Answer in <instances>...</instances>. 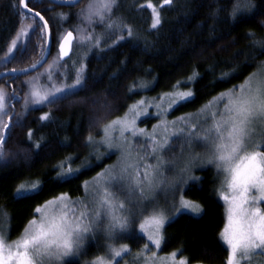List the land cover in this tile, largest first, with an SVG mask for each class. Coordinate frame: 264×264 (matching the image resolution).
I'll use <instances>...</instances> for the list:
<instances>
[{
	"label": "trees",
	"instance_id": "16d2710c",
	"mask_svg": "<svg viewBox=\"0 0 264 264\" xmlns=\"http://www.w3.org/2000/svg\"><path fill=\"white\" fill-rule=\"evenodd\" d=\"M85 1L60 6L49 0H27V7L39 12L49 25L50 54L36 71L0 80V89L7 97L0 122L10 125L5 130L4 155L0 158V230L8 242L22 234L34 209L45 201L62 193L70 198L83 196L84 183L115 159V153L101 157L91 154L90 142L130 105L143 97L191 90L193 97L173 106L167 117L190 115L219 94L239 86L264 63L262 49L248 35L253 32L255 39H264V0H252L253 12L240 14L236 22L228 15L234 0H172L169 5L163 0H116L111 20L121 27L107 29L108 20L85 24L86 30L102 35V43L88 51L86 60L78 61V69L83 65L84 83L63 93L65 98L58 94L54 103L26 107L25 97L30 94L26 78L59 59L58 42L66 30H78L79 23L74 21L87 6L83 5ZM149 3L160 13L161 24L156 28L151 27ZM64 13L69 17L61 27ZM123 25L131 28V37ZM22 28L28 31L10 53ZM119 36L124 39L114 44ZM44 48L40 20L24 12L19 0H0V72L32 65L42 57ZM75 52L73 48L65 61L76 58ZM193 74L196 78L189 82ZM74 81L67 79L69 85ZM44 113L49 119L42 121ZM157 119L148 115L138 121V126L150 129ZM37 142L39 148L35 147ZM68 167L81 171L62 182L58 173ZM33 183L40 185L36 192L14 198L21 185ZM221 187V175L212 166L195 169L194 178L179 191L183 198L198 203L201 211H181L165 222L161 254L179 250L177 257L186 258L188 264H225L228 252L220 235L225 223ZM136 224L132 228L136 237L124 242L131 252L146 243L137 233ZM103 252L90 248L73 264H86Z\"/></svg>",
	"mask_w": 264,
	"mask_h": 264
},
{
	"label": "snow or ice",
	"instance_id": "6c2138e0",
	"mask_svg": "<svg viewBox=\"0 0 264 264\" xmlns=\"http://www.w3.org/2000/svg\"><path fill=\"white\" fill-rule=\"evenodd\" d=\"M78 0H66L68 6H72ZM23 7H27L25 0H19ZM172 0H163L164 5H169ZM116 0H90L89 4L81 9L80 16L87 25L95 22L106 24L107 29L121 27L120 24L111 20L113 8ZM148 7L152 9V28L161 24L159 11L151 4ZM255 5L252 0H234L231 3V9L228 11L229 17L236 22L240 14H251ZM222 11L226 9H221ZM29 12L32 9H28ZM41 20L44 17L39 12L35 13ZM61 18H66L61 14ZM264 26V25H261ZM128 36L133 35L132 30L127 25ZM48 28L45 21L44 29ZM20 34L23 33V29ZM17 39L19 38V35ZM26 35V34H25ZM78 35L81 42H93L94 47L99 48L102 43V35L89 33L85 28H78ZM252 37V43L262 49L264 54V39H255V33L249 32ZM124 39L119 36L113 43H118ZM74 35L68 31L62 36L59 43V58L63 59L69 54L73 44ZM17 41L14 40L9 52L16 47ZM39 61L31 65L35 68ZM55 63V62H54ZM52 65H49V73ZM24 71H27L25 69ZM51 78V76H49ZM196 74L189 77V82L194 81ZM223 79V78H222ZM84 83L83 65L77 69L75 81L71 85L61 87L53 86V89H43L32 84L30 97L32 104L54 103L58 94L60 98L63 93L71 89L80 87ZM75 94V93H71ZM193 91L175 93L172 104L178 101L187 102L193 97ZM7 97L0 89V113L6 108ZM215 103L209 104L201 115L207 119L210 115L211 124L202 130L201 139L206 143L209 149L207 163H215L218 171L224 173V182L219 195L228 205L226 223L221 232V239L227 246V258L225 264H245L250 261L257 250L264 251V208L261 202H264V63L258 66L256 72L252 73L242 85L233 86L221 93L219 97L214 98ZM29 103L28 96L25 97V106ZM223 104L222 110L219 105ZM49 119V114L41 115L40 120ZM117 125L121 131L129 130L135 132V119L116 120L105 126L106 142L111 146L113 137L109 135V129H114ZM10 127L8 123L0 122V158L3 157V144L5 143V130ZM195 125L192 132L195 131ZM167 130V125L165 126ZM143 132V130H140ZM183 132V129H180ZM191 135V132L189 133ZM29 139L32 138V132L29 131ZM91 137L89 140L91 141ZM167 143V141H165ZM36 148L40 143L35 144ZM163 150L164 144L159 145ZM157 148L153 147L152 152L156 153ZM69 160L71 158H68ZM128 159L130 160V152ZM160 158L155 166L148 164L144 167V174L141 176L139 166L129 162L121 170L122 175L127 174L130 168L135 167V187L139 189L140 195L145 196L153 188L159 167ZM190 166V162L186 167ZM60 167L63 169V162ZM81 169L68 167L66 171L58 173V179L66 182L74 173ZM111 180L105 179L104 175H98L96 178V187L99 199L96 201V208L88 210L87 205L76 214L74 207L80 201H71L66 193L59 197L45 201L34 209V216L29 220L22 235L17 240L8 242L3 230H0V264H73L66 258L86 255L83 250V242L87 235L94 232L99 222L107 217V224L104 231L106 239L110 241L107 244V251L103 255L95 256L86 264H119L120 259L130 254L127 244L114 246V241L118 239L129 238L126 233L131 223L135 222L137 213L134 206L129 207L124 200H118L115 193L110 190ZM87 187V182H85ZM40 185L33 183L30 188L21 185L14 193V198H24L29 193H34ZM227 189L226 191L224 189ZM180 206L193 213L201 211L200 205L194 201L181 198ZM145 209H141L139 215H144ZM179 211V209H177ZM38 216V219H37ZM166 217L161 212L153 210L151 215L145 216L140 223V231L146 236L149 243H145L143 249L136 254L135 259L143 261V264H188L184 257L176 259L177 252L170 253L167 257H159L157 252H151V246L159 249L162 242L161 229L165 224ZM119 258V259H118Z\"/></svg>",
	"mask_w": 264,
	"mask_h": 264
},
{
	"label": "rangeland",
	"instance_id": "374dc122",
	"mask_svg": "<svg viewBox=\"0 0 264 264\" xmlns=\"http://www.w3.org/2000/svg\"><path fill=\"white\" fill-rule=\"evenodd\" d=\"M89 2L90 0H86L83 5H88ZM64 16L66 18H60L59 21L61 22V27L68 21V13H64ZM74 22L79 23V27L77 28H84L86 26L81 16L76 17V21ZM22 29L23 33L26 34V32L28 31L27 28ZM71 31L74 33L72 51L73 48H76L75 53L77 54V57L69 62H66L65 60L61 61L60 59L53 60L52 63L49 64L52 65L50 73L48 71L49 65H47L43 68L42 72L29 75L26 78L27 90L29 93L31 91L32 84H35L39 88L51 90L53 89V86L61 87L66 84L69 85L67 79L75 80L79 63L78 61L86 60L87 56L89 55L88 51L94 48V41L91 43L81 42L79 39L78 30L75 31L74 29V31ZM86 31L89 33H94L95 35L98 34L96 32L97 30ZM20 33L21 31L19 32V34ZM25 34H20L19 38L15 39L17 43L23 41ZM81 66L82 65L80 64V67ZM49 76H51V78H49ZM243 83H241L240 85H242ZM177 92L186 91L174 90L172 92L161 94L158 97H143L142 99L130 105V107L122 116L112 121H116L118 119H135V132L125 130L122 133L121 127L119 125H117L114 129H109V135L113 137L111 146H109V144L106 142V125L102 129L99 138L96 140H92L93 142H90L91 154H96V157H101L103 155L115 153V159L113 162L106 164L103 169H101L91 179H89L87 181V187L84 183L83 196L77 198L69 197L71 201L82 202L74 205L77 215L84 209L85 205H87L88 210L90 211L96 208V201L99 199L100 194L96 187V178L98 177V175L103 174L105 179L111 180L109 187L110 190L115 193L117 199L126 201L129 207L134 206V211L137 213L135 219V222L137 223L135 225L136 231L145 239L146 243L150 244L147 236L140 231V223L145 218V216L151 215L153 213V210L163 213V215L166 217L165 222L169 220L171 216L178 212H191L188 209L181 208L180 201L183 197L181 195V190L179 191V188H182L187 182L191 181L194 178L195 169L212 166L214 170L219 175H221L223 184L225 178L224 173L222 170L218 171L215 163H207L209 149L206 146V143L200 138L202 135V130L208 127L212 122L210 115L207 119H205V116L201 115V113H204L209 104H214V98L219 97L220 94L211 99L197 112L190 115L170 119L167 117L168 112L173 106L181 102L178 101L176 104L171 103L172 99L175 98V93ZM28 98L29 103L27 107L35 106L36 104L31 103L30 94H28ZM223 107V104L219 105L220 110H222ZM148 115H154L158 117L151 128L146 129L145 127L138 126V121ZM111 122H109L108 124H110ZM166 125L167 130L165 128ZM194 125L196 126L195 131L192 132V128ZM180 129H183V132H181ZM140 130H143V132H141ZM190 132L191 135L189 134ZM165 141H167V143H165ZM161 144H164L163 150H161L159 147V145ZM153 147L157 148L156 153L152 152ZM129 152L131 157L130 160L128 159ZM158 158H160L161 164L159 167L156 182L151 191L146 192L145 196L142 197L140 195L139 189L135 187L134 177L136 168H130L128 170V173L123 175L121 170L127 163L131 162L134 165L139 166L140 174L141 176H143L145 165L151 164L155 166L157 164ZM189 162L190 166L186 167ZM193 168L194 170L190 172ZM30 187L31 185L25 186L26 189ZM224 190L226 191L227 189L225 188ZM183 199L187 200L185 198ZM222 202L225 209L226 223L228 205L224 200H222ZM260 206L264 208V202H261ZM142 208L145 209L144 215H139ZM177 209H179V211H177ZM107 222V217H104L95 227L94 232H91L87 235L86 239L83 242V250L85 252L90 248L93 251H96L97 248L99 250L102 249L104 250L103 253L107 251V244L110 242L106 239L104 231ZM134 223H131L129 226V229L126 233V235L129 237L127 239H133L136 237L132 229ZM21 235L18 238H20ZM127 239H118L112 243H114V246L119 247L121 244H124L125 240ZM144 245L145 244L140 245L138 250L135 252L130 251V254L126 255L123 259H120L119 264H143L142 260L138 261L135 259V257L136 254L143 249ZM151 252H157L159 257H167L169 255L161 254L160 248L156 249L155 246H151V251L147 254L151 255ZM82 256L83 255H80L78 257H69L66 259L68 261L75 262L78 259H81ZM92 259H90L89 261H91ZM176 259L179 260L180 258L176 257ZM245 264H264V251L257 250V252L252 255L250 261L245 262Z\"/></svg>",
	"mask_w": 264,
	"mask_h": 264
},
{
	"label": "water",
	"instance_id": "95a60500",
	"mask_svg": "<svg viewBox=\"0 0 264 264\" xmlns=\"http://www.w3.org/2000/svg\"><path fill=\"white\" fill-rule=\"evenodd\" d=\"M27 0H25L26 2ZM51 1L52 4L54 5H60V6H68L67 3H66V0H49ZM81 0H78V2H75L73 5H76L80 2ZM21 6V5H20ZM21 9L30 14V15H33L35 16L36 18H38L44 28V23H45V18L44 20H41L39 16H36L35 13L36 11L32 10L31 12L28 11V7H23L21 6ZM41 15V14H40ZM42 16V15H41ZM47 22V21H46ZM48 24V23H47ZM68 31H71V30H68ZM66 31L65 34L68 32ZM44 33H45V48H44V52H43V55L42 57L38 60L39 63L37 64V66L35 68H32L31 65L27 66V67H24V68H21V69H9V70H4V71H1L0 72V80L4 77H7V76H22V75H27V74H30L34 71H36L37 69H39L45 62L46 60L48 59V56L50 54V48H51V32H50V28H49V25H48V28L45 30L44 29ZM64 34V35H65ZM74 35V33H73ZM61 41V40H60ZM74 41V40H73ZM60 43V42H59ZM73 45V44H72ZM71 51H72V46L69 50V54L67 56H65L63 59H60L61 61H64L66 60L70 54H71ZM58 56H59V44H58ZM37 62V61H36ZM35 62V63H36ZM25 69H27V71H24Z\"/></svg>",
	"mask_w": 264,
	"mask_h": 264
},
{
	"label": "flooded vegetation",
	"instance_id": "af4514ba",
	"mask_svg": "<svg viewBox=\"0 0 264 264\" xmlns=\"http://www.w3.org/2000/svg\"><path fill=\"white\" fill-rule=\"evenodd\" d=\"M61 40V39H60ZM60 40H59V42H60ZM59 42H58V44H59ZM52 44H53V42H52Z\"/></svg>",
	"mask_w": 264,
	"mask_h": 264
}]
</instances>
